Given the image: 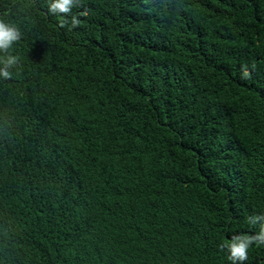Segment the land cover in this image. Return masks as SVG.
Segmentation results:
<instances>
[{"label": "trees", "instance_id": "16d2710c", "mask_svg": "<svg viewBox=\"0 0 264 264\" xmlns=\"http://www.w3.org/2000/svg\"><path fill=\"white\" fill-rule=\"evenodd\" d=\"M45 13L0 0L23 33L0 80V264H231L222 241L264 213V0Z\"/></svg>", "mask_w": 264, "mask_h": 264}, {"label": "clouds", "instance_id": "9594fccd", "mask_svg": "<svg viewBox=\"0 0 264 264\" xmlns=\"http://www.w3.org/2000/svg\"><path fill=\"white\" fill-rule=\"evenodd\" d=\"M82 0H46V15L57 16L61 26L68 24L74 28L81 21L75 15L69 16L73 8L80 6ZM21 27L10 19L0 16V80H9L20 71V59L13 54L16 42L22 38ZM249 70L242 66V76L248 77ZM252 225L259 230L254 234H232L230 238L222 241L221 247L227 252V260L231 264H244L248 259L249 249L253 245H264V213L253 214L247 217Z\"/></svg>", "mask_w": 264, "mask_h": 264}]
</instances>
